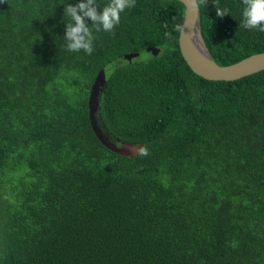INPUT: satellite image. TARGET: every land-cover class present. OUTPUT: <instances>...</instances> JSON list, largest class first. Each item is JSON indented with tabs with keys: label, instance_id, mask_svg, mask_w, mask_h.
<instances>
[{
	"label": "trees",
	"instance_id": "trees-1",
	"mask_svg": "<svg viewBox=\"0 0 264 264\" xmlns=\"http://www.w3.org/2000/svg\"><path fill=\"white\" fill-rule=\"evenodd\" d=\"M79 2L0 0V264H264V70L195 74L174 31L178 0H136L114 34L93 29L91 55L70 52L64 11ZM218 5L228 15L199 6L215 62L264 52V33L239 27L241 0ZM103 68L98 123L146 157L92 130Z\"/></svg>",
	"mask_w": 264,
	"mask_h": 264
},
{
	"label": "water",
	"instance_id": "water-1",
	"mask_svg": "<svg viewBox=\"0 0 264 264\" xmlns=\"http://www.w3.org/2000/svg\"><path fill=\"white\" fill-rule=\"evenodd\" d=\"M184 5V20H187V29L184 36L179 34V49L189 68L198 76L210 81H232L264 70V52L253 54L236 63L222 66L215 62L200 28V8L193 7V0H178ZM183 20V21H184ZM198 41V45L195 42ZM146 52L158 56L159 47H149ZM141 53H127L124 58L132 61L140 57ZM107 84L105 69H101L91 87L88 101L89 119L92 130L98 140L109 150L127 157L138 155L137 150L145 146L143 143H131L119 139L112 140L104 133L97 120L100 107V95Z\"/></svg>",
	"mask_w": 264,
	"mask_h": 264
},
{
	"label": "clouds",
	"instance_id": "clouds-1",
	"mask_svg": "<svg viewBox=\"0 0 264 264\" xmlns=\"http://www.w3.org/2000/svg\"><path fill=\"white\" fill-rule=\"evenodd\" d=\"M215 4L216 15L220 18L228 15L227 8H220L218 0H213ZM243 4L242 23L239 27L247 30H257L264 33V0H241ZM136 0H109V3L103 8L97 4V0H80L76 4L65 6L64 17L69 18L65 23V35L63 40L65 46L70 52H80L83 50L91 55L94 50L93 29L97 32L103 30L114 34V29L121 22V14L126 9L135 7ZM209 0H193V7L199 8L201 4L206 6ZM92 22L89 27L87 21ZM187 20L174 24V31L184 36L187 29ZM167 25H165L166 27ZM168 39H172L171 33H165ZM119 63L114 62L108 67L109 72H114ZM137 154L148 156V147L145 145L138 148Z\"/></svg>",
	"mask_w": 264,
	"mask_h": 264
},
{
	"label": "bare ground",
	"instance_id": "bare-ground-1",
	"mask_svg": "<svg viewBox=\"0 0 264 264\" xmlns=\"http://www.w3.org/2000/svg\"><path fill=\"white\" fill-rule=\"evenodd\" d=\"M195 42L197 43V45H198V41H197V39H195Z\"/></svg>",
	"mask_w": 264,
	"mask_h": 264
}]
</instances>
